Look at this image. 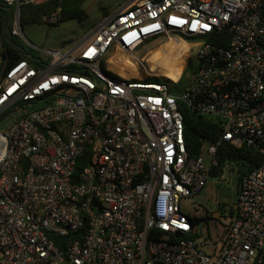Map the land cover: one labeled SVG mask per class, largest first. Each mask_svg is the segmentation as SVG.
Instances as JSON below:
<instances>
[{
    "label": "built area",
    "instance_id": "built-area-1",
    "mask_svg": "<svg viewBox=\"0 0 264 264\" xmlns=\"http://www.w3.org/2000/svg\"><path fill=\"white\" fill-rule=\"evenodd\" d=\"M0 1L23 55L10 62L0 40V123L17 115L0 133V264H264V0H134L67 52L38 50L22 33L19 7L49 0ZM59 20L58 9L41 16ZM175 37L202 39L181 95L171 86L182 75L168 81L133 56ZM115 51L131 53L142 76L109 70ZM179 103L222 128L196 157ZM222 142L261 161L207 249L181 203L206 187Z\"/></svg>",
    "mask_w": 264,
    "mask_h": 264
},
{
    "label": "rangeland",
    "instance_id": "rangeland-1",
    "mask_svg": "<svg viewBox=\"0 0 264 264\" xmlns=\"http://www.w3.org/2000/svg\"><path fill=\"white\" fill-rule=\"evenodd\" d=\"M133 1L84 0L81 9L86 14L87 19L83 22L71 20L53 26L25 24L22 26V33L29 44L38 50L71 51L76 44L89 36L101 23ZM174 39H162L158 42L146 43L143 48H138L133 56L141 62L144 61L149 72L174 83L178 82L182 75L179 83L176 86H171L172 92L181 95L197 69L198 60L195 54V44H199L202 39L194 37L185 38L183 41L177 37ZM19 40L27 49H31L21 37ZM189 44L192 45L190 48H188ZM31 51L35 52L34 49ZM113 54L110 52L105 58V64L107 63L108 68L113 71L117 70L126 76L139 78L142 76L135 67L132 55H120L115 62V59L111 58ZM130 66L131 69H128ZM183 69L184 73L182 74ZM150 81L155 80L151 79ZM16 118L17 115L15 114L8 115L0 123V133H2L4 126H8ZM223 174L222 178L210 179L199 194L193 198L185 199L181 203L183 213L195 215L201 219L195 225V233L199 238L207 240L209 244L207 249L224 234L231 219L229 208L236 196L237 175L235 171L224 169ZM206 213H208V218Z\"/></svg>",
    "mask_w": 264,
    "mask_h": 264
},
{
    "label": "trees",
    "instance_id": "trees-1",
    "mask_svg": "<svg viewBox=\"0 0 264 264\" xmlns=\"http://www.w3.org/2000/svg\"><path fill=\"white\" fill-rule=\"evenodd\" d=\"M84 0H49L48 2L33 6L31 4L21 5L19 7V16L21 27L23 25H41V16L45 13L59 10V23L74 20L76 22H83L87 19L86 14L81 9ZM57 25V24H56ZM10 20L9 14L5 11V6L0 1V40L9 57V61H18L23 58L14 47L18 45L17 39L11 37L9 34ZM219 39V40H218ZM221 40V42H220ZM227 36L222 34H214L211 36V42L216 45L225 46ZM179 110L183 115L184 136L186 148L191 157H196L199 154V149L202 141L217 142L222 134V128L219 123L213 119L198 116L179 103ZM90 158V152L87 150L85 154L77 160L75 173L72 181H75L82 170L85 162ZM217 166L212 167L209 174L212 178H219L225 167L230 166L237 175V182L240 179L252 172V170L260 163L261 156L253 148L248 146H241L235 148L228 143H220L216 153ZM192 222L197 224L201 219L190 216ZM197 235H192L191 238H196ZM67 238H54L57 245L68 241Z\"/></svg>",
    "mask_w": 264,
    "mask_h": 264
},
{
    "label": "bare ground",
    "instance_id": "bare-ground-1",
    "mask_svg": "<svg viewBox=\"0 0 264 264\" xmlns=\"http://www.w3.org/2000/svg\"><path fill=\"white\" fill-rule=\"evenodd\" d=\"M120 55H122V56H129V55H132L131 53H127V54H123V53H121L120 51H115V53L112 55V57L111 58H114L115 60V62H116V59L117 58H119L120 57ZM110 58V59H111ZM133 59V58H132ZM112 61H113V59H112ZM120 61H121V59H120ZM133 61H134V59H133ZM107 65V64H106ZM108 68V67H107ZM109 70H111V71H113L112 69H110V68H108ZM128 69H131V66L130 67H128ZM113 72H115V73H117L119 76H121V77H123V78H131L132 76H130V75H128V76H126V75H124V74H122V73H120V72H118L117 70H115V71H113ZM124 72H125V70H124ZM168 81H170V80H168ZM172 82V81H171Z\"/></svg>",
    "mask_w": 264,
    "mask_h": 264
},
{
    "label": "crops",
    "instance_id": "crops-1",
    "mask_svg": "<svg viewBox=\"0 0 264 264\" xmlns=\"http://www.w3.org/2000/svg\"><path fill=\"white\" fill-rule=\"evenodd\" d=\"M109 61H111L110 59H109ZM110 63V62H109ZM107 64V63H106ZM225 169H231V171L233 170L230 166H226L225 167ZM223 173H222V175L220 176V178H222L223 177ZM210 179H212V177L210 178ZM214 180L215 179H217V178H213ZM237 188H238V182H237V180H236V193H237ZM235 198H236V196H235ZM235 200V199H234ZM226 209V208H225ZM224 209V210H225ZM206 215H207V218H208V213H206ZM189 216H192V217H195V218H197V216H195V215H189ZM234 216V215H233ZM233 219V217L230 219V221L229 222H231V220Z\"/></svg>",
    "mask_w": 264,
    "mask_h": 264
},
{
    "label": "water",
    "instance_id": "water-1",
    "mask_svg": "<svg viewBox=\"0 0 264 264\" xmlns=\"http://www.w3.org/2000/svg\"><path fill=\"white\" fill-rule=\"evenodd\" d=\"M177 237L181 238L182 237V232L177 233Z\"/></svg>",
    "mask_w": 264,
    "mask_h": 264
}]
</instances>
